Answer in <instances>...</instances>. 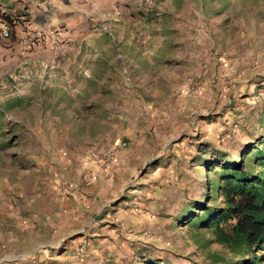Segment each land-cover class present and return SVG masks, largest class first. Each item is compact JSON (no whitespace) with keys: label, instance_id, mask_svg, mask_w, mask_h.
<instances>
[{"label":"rangeland","instance_id":"obj_1","mask_svg":"<svg viewBox=\"0 0 264 264\" xmlns=\"http://www.w3.org/2000/svg\"><path fill=\"white\" fill-rule=\"evenodd\" d=\"M126 3L0 58V264H264L193 214L264 173V0Z\"/></svg>","mask_w":264,"mask_h":264},{"label":"trees","instance_id":"obj_2","mask_svg":"<svg viewBox=\"0 0 264 264\" xmlns=\"http://www.w3.org/2000/svg\"><path fill=\"white\" fill-rule=\"evenodd\" d=\"M220 177L208 180L212 194L223 198L219 209L203 205L199 220H209L215 240L234 253L255 252L264 245V173L254 175L244 161L220 164ZM218 186L214 184L219 181Z\"/></svg>","mask_w":264,"mask_h":264},{"label":"crops","instance_id":"obj_3","mask_svg":"<svg viewBox=\"0 0 264 264\" xmlns=\"http://www.w3.org/2000/svg\"><path fill=\"white\" fill-rule=\"evenodd\" d=\"M127 1L131 2L133 9L137 8L133 4H137L138 0H0V19L12 22L11 37L4 38L0 35V58H4L6 53L10 52L16 56V63H18L21 59L20 52L35 34L62 35V23L72 26L81 19L92 17L93 13L98 15L104 3L108 6L109 17L113 21L123 20L124 10L128 5ZM123 24L125 21L122 23L113 22L115 30L121 28L125 29L124 33L129 32L127 31L129 26ZM67 28L70 27L67 26ZM131 31L133 32V30ZM136 31L141 33L138 27ZM133 48L139 47L134 45ZM30 57L33 58V56ZM260 90L262 89L258 87L254 89L256 94ZM258 100L262 101L260 97ZM48 206L50 211L55 209L60 212L64 211L62 201L57 202L56 197L48 200Z\"/></svg>","mask_w":264,"mask_h":264},{"label":"built area","instance_id":"obj_4","mask_svg":"<svg viewBox=\"0 0 264 264\" xmlns=\"http://www.w3.org/2000/svg\"><path fill=\"white\" fill-rule=\"evenodd\" d=\"M11 30H12V22L5 20V19H0V35L4 38H10ZM123 145H126V143H123ZM117 147H121V145L115 144V149Z\"/></svg>","mask_w":264,"mask_h":264}]
</instances>
